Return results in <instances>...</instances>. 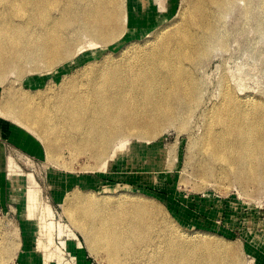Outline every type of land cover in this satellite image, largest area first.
I'll return each mask as SVG.
<instances>
[{"label":"bare ground","instance_id":"bare-ground-1","mask_svg":"<svg viewBox=\"0 0 264 264\" xmlns=\"http://www.w3.org/2000/svg\"><path fill=\"white\" fill-rule=\"evenodd\" d=\"M226 1L230 2L184 1L176 20L133 43L125 57L89 63L81 70L82 81L70 77L50 97L36 100L27 92L21 98L9 94L0 103V128L21 144L32 139L28 133L34 134L50 157L64 145L88 153L105 169L109 160L137 139L146 141L165 124L182 121L185 109L197 102L199 87L191 64L205 54V43L212 35L211 8H222ZM172 4V0H0V83L8 73L21 72L30 60L49 70L61 63L54 72L58 77L98 57L102 52L98 44L108 46L120 37L146 34L166 20ZM83 40L88 50L74 59V49ZM246 99L235 98L224 88L220 102L210 109L197 142L198 175L211 178L223 169L240 183L264 185V103ZM5 119L21 129L12 132ZM15 166L9 159V194L20 203L25 220H32L40 189L31 174ZM123 196L75 193L63 198L69 225L58 224V235L65 251H78L74 264H87L74 230L83 235L90 251L104 253L106 264H130L142 252L148 264H238L232 246L194 239L198 233L182 239L158 225L154 204L134 200L137 195ZM42 208L45 220L34 226L35 258L40 264H52L57 257L63 264L62 249L53 245L52 209L48 204ZM25 228L30 229L28 224ZM64 232L66 239H62ZM5 252L6 246L0 244V258Z\"/></svg>","mask_w":264,"mask_h":264},{"label":"rangeland","instance_id":"rangeland-1","mask_svg":"<svg viewBox=\"0 0 264 264\" xmlns=\"http://www.w3.org/2000/svg\"><path fill=\"white\" fill-rule=\"evenodd\" d=\"M184 1L172 0L170 15H166V20L160 24L151 26L146 34L129 39L120 37L108 46L98 44L97 47L102 49L98 57L89 58L68 72H61L58 77L54 72L62 67L61 63L49 70L51 67L42 63L27 61L21 72L8 73L1 81L0 103L11 93L21 98L24 92L41 100L57 92L70 77L82 81L84 66L88 67L89 63L100 65L105 57H125L133 43L145 40L161 24L176 20ZM159 13L164 15L162 11ZM209 15L212 35L205 43V54L198 55L191 64L199 87L197 102L185 109L182 121L165 124L146 141L137 139L109 160L105 169H101L88 153L82 155L64 145L50 157L45 144L34 134L28 133L32 139L21 144L0 128L3 163L0 169V244L6 246V252L0 258L2 264H40L34 255L38 238L34 235V226L37 221L45 220L42 212L45 204L53 213V245L62 249L63 264H74L79 253L76 248L65 251L61 247L58 224L69 225L66 204L62 200L75 193L97 197L140 196L133 199L154 204L152 210L157 214L155 219L160 227L174 230L185 240L198 233L200 235L194 239L228 244L234 248L238 264L250 261L264 264V185L261 182L240 183L234 174L223 169L211 178L197 173L201 160L197 142L204 133L210 109L221 100L223 89L228 88L235 98L264 103V0L226 1L222 8L213 6ZM121 41L123 44L113 49ZM86 45L83 40L75 47L74 59L88 50ZM28 80L41 82L30 84ZM5 122L12 132L21 129L11 119H5ZM9 159L14 166L16 164L17 170L31 174L40 189L32 220H25L20 203L10 197ZM25 224L30 229L27 230ZM74 233L84 250L83 261L106 264L103 252L90 251L83 235L78 230ZM65 234L62 239H66ZM24 249L28 254H24ZM146 258V252H142L131 259L130 264H148ZM60 262L57 257L52 260V264Z\"/></svg>","mask_w":264,"mask_h":264}]
</instances>
